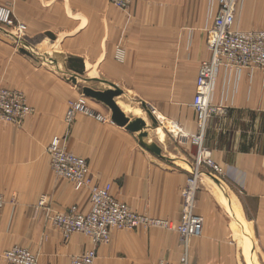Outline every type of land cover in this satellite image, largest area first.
I'll use <instances>...</instances> for the list:
<instances>
[{
    "label": "crops",
    "instance_id": "obj_1",
    "mask_svg": "<svg viewBox=\"0 0 264 264\" xmlns=\"http://www.w3.org/2000/svg\"><path fill=\"white\" fill-rule=\"evenodd\" d=\"M7 4L27 25L32 49L47 48L45 54L52 55L56 65L51 68L0 42V50L9 52L2 58L6 66L0 70V85L24 92L35 108L21 126L0 123V193L7 202L0 215V264L4 251L21 242L20 236L38 254V264H71V256L95 247L82 234L65 240L43 212L33 208L43 193L57 212L75 204L89 207V189L76 191L71 182L57 178L46 152L54 135L66 133L68 101L81 94L80 86L61 77L63 59L55 50L73 51L69 56L84 61L82 87L120 89L118 106L127 117L146 121L149 141L162 149L163 158L156 157L137 134L111 120L77 115L68 131V147L89 161L92 185L111 184L114 197L141 215L179 222L188 174L167 154L174 147L182 158H193L187 154L189 144L195 147L188 136L196 135L198 127L191 104L199 66L210 58L206 29L213 25L217 0H136L128 12L110 8L109 0H0V5ZM238 27L264 30V0L241 1ZM119 44L127 51L124 63L114 58ZM143 104L158 121L157 128L151 126ZM212 104L222 106L226 114L209 121L205 146L226 167L230 181L247 183L240 195L243 202L238 191L229 189L228 198L222 190H201L197 212L204 228L200 237L189 240L188 251L176 231L113 229L110 243L96 247L95 264H180L185 256L188 264H241L235 248L240 227L246 228L247 241L251 237L246 222L252 219L250 223L264 228V151H256L257 136L264 131L263 73L245 70L237 80L235 73L222 72ZM89 105L111 116L105 105L94 100Z\"/></svg>",
    "mask_w": 264,
    "mask_h": 264
},
{
    "label": "built area",
    "instance_id": "obj_2",
    "mask_svg": "<svg viewBox=\"0 0 264 264\" xmlns=\"http://www.w3.org/2000/svg\"><path fill=\"white\" fill-rule=\"evenodd\" d=\"M241 1L217 0L218 11L214 17L213 25L206 29L210 58L201 62L199 66L195 95L191 104L195 112L198 133L188 137H191L193 143L199 147V155H197L195 162L196 168H207L219 177L226 176L225 169L213 159L211 151L205 146V134L209 121L216 114H226V110L222 106L212 104L218 77L222 72L227 75L235 73L237 80H239L243 71L257 68L263 73L264 80V30L244 31L238 27ZM110 3L122 10H128L133 5L134 0H110ZM9 16H11V10L8 7L0 6V22L13 25V20H9ZM16 30L20 33L19 37L21 38L26 28L19 24ZM115 58L118 62H123L125 59L124 50L117 48ZM86 100L85 97H82L79 101L81 111L99 121L104 120L102 116L87 107ZM3 104L8 105L7 93L0 91V118L4 117L13 122L18 121L16 120V112L9 105L6 109H1ZM20 111L24 114L25 108L20 107ZM50 152L54 172L58 176L61 175L73 181L77 189L84 186L82 179L88 172L87 161L68 153L57 138L53 140ZM183 196L184 205L179 223L142 216L128 204L115 199L111 193V186L95 187L92 190L91 211L88 214H82L79 209L71 208L68 213L53 214L51 221L65 238H69L78 232L88 235L95 247L74 258L73 264H95L97 259L96 245L109 244L112 230L116 228L138 229L160 226L178 232L186 244L191 238L201 236L203 220L195 214L194 210L196 202L195 181H189ZM40 202L41 206L39 207L44 208L45 198H42ZM2 208L3 199L0 196V210ZM5 258L8 264H37L36 256L30 250L20 246H15L6 251ZM157 264L170 263L160 260ZM180 264H188L186 257L182 259Z\"/></svg>",
    "mask_w": 264,
    "mask_h": 264
},
{
    "label": "rangeland",
    "instance_id": "obj_3",
    "mask_svg": "<svg viewBox=\"0 0 264 264\" xmlns=\"http://www.w3.org/2000/svg\"><path fill=\"white\" fill-rule=\"evenodd\" d=\"M135 1L136 0H134V3H135ZM134 3H133V5H134ZM111 5L112 4L109 2L110 8H111ZM0 6L8 7L11 10V16H9V20H11V19L13 20V25L3 24V23L0 22V42H6V44H10L12 46L13 50H15L17 53H19L21 55H28V56H31L32 58L36 57L37 59H40L41 62L44 61V63H46L47 66H50L51 68H54L55 66L50 62V58L47 56V54H45L46 51H47V48H45L43 50H38V51H34L32 49L31 38H29V36H28V27H27V25H25V24H23V23H21V22H19L17 20V18L15 17L14 11H13V5L12 4H7V5H0ZM132 6L128 10H122V9L117 8L115 6H113V8L118 10V11L128 12L129 10H131ZM19 24L23 25L26 28L24 33H27V34L23 33L21 38L19 37L20 33L17 32V30H16L17 27L19 26ZM117 48L123 49L124 52H125V57L127 56V51H126L125 47L123 45L119 44V45H117L115 47L114 58L116 57ZM67 51L66 50H64V51L55 50V53H56L55 56L57 58L59 57L60 59H63V62L61 63V67H59L60 68L59 72H60L61 77L66 79L71 85H73V83L71 82V78L76 77L77 84L75 86L76 87L80 86L81 94L76 99H74V100L71 99V100L68 101L67 110H66V113H65L64 118H63V124L65 125L66 133L64 135H54L51 138L49 144L47 145L46 152H47V155H48L49 161H50V169H51L52 173L57 178L63 179V180H67V181L71 182L73 184V186H74V189L76 191H81V190L86 189V188L89 189V207H88V209H84V208H81L80 206L75 204V205H72L67 210H65L64 212H57L51 207L50 196L48 194H46V193L41 194L40 197L38 198L36 204L33 207L34 208V212H39V211L43 212L44 219L46 220V222H48L50 225H52L58 231H59V229L57 227H55L53 225L52 221H51V220H53V218H52L53 214L68 213V211L71 208L79 209L82 214H88L91 211L90 198H91L92 190L95 187L104 188L106 186H111V184H106V185L94 184V185H92L91 168H90L89 161L86 158L82 157V156L76 155L75 153L70 151L69 147H68V136H69L68 131H69L71 125L73 124L76 116L79 115V114H83V115H85V116H87L89 118H92V117L86 115L84 112H82L81 108L79 107L80 106V102L79 101H80V99L82 97H85L87 99L86 102H87V107L89 109H91L95 113H97L100 116H102V118H104V120H101V121L98 120L99 122H108V121L111 120V118H110L111 116L110 117L109 116H105V115L101 114L100 112L94 110L89 105V102L91 101V100H89L90 98H87L86 96L83 95V88H85L86 86L82 87L83 84H84L82 82V78H83V76L85 75L86 72L84 73V75L81 76V75H76L74 73V71L70 69L69 59L70 58L77 59V58H74V56H69V54L72 53L73 51H68V52ZM8 53H9L8 51L6 52V51H3V50H0V70H3L5 68V66H6L4 64V62L2 61V58L7 56ZM115 60H116V58H115ZM124 62H125V59H124L123 62H118V63H124ZM114 87H116V86H114ZM0 91H4V92L7 93V103L11 107V109L14 112H16V120H18L16 122H13L11 120L8 121L4 117H1L0 118V123H6V124H10V125H15V126H21V125L24 124V122L27 120V118H29L30 116L34 115L35 108L32 105L29 104L24 92H22V91H20L18 89H11V88L5 87L3 85H0ZM17 101H18V104H16ZM8 105H5V104L1 105V109L2 110L6 109L8 107ZM20 107L21 108H25L24 114L20 111ZM71 111H73V113H70ZM108 111L111 114V111L109 109H108ZM263 135H264V131L261 132V135L257 136V139L260 142V144L258 146V150H256V151H258L259 153H262L264 151V136ZM56 138L61 141L62 146L65 148V150L68 153H71V154H73V155H75L77 157L83 158V159H85L87 161L88 172L85 174V177L82 179V182H84L83 183L84 186H82L79 189H77L76 184L73 181L67 179L64 176H61V175L58 176L53 170L52 154L50 152V147H51V144H52L53 140L56 139ZM173 139H174V137H173ZM189 142H191V140ZM189 142H188V140H186V144L189 143ZM192 144H194V143H192ZM196 146L197 145H195V147H193V145L191 146V144H189L188 147H187V154H189V155L191 154L193 156V158L189 157L190 160H186L185 158H182V154H180L176 149H174V147H171V149L169 150V153L167 154V156L169 158H171L173 162L177 163L179 167L184 168L186 170L187 174H188L186 185H185V187L183 189V192H182V209H183V205H184L183 193L187 189V187L189 185V181L190 180L195 181L196 202H195V209L194 210H195V214L197 216H199L200 218H202V220H203V228H204V219L197 212L199 192L201 190L210 191L211 189H213L215 193H219V190H222V191H224L227 194L226 196H228V198H229V193H231L229 191V189H231L232 192L238 191V193H239L238 197L240 198L242 196L241 194L247 188L246 187L247 183L243 181V182H240V184L235 185L232 181H230L227 178L226 167H224L223 165H221V166L225 169V172H226V176H223V177H219L216 174H213L207 168L197 169L195 162H196L197 155H199V149H198L199 147L197 146L198 147L197 148ZM183 153H186V152L183 151ZM111 193H112V186H111ZM0 196H2V199H3V208L0 210V215H1L3 213V211H4V208H5L6 204H7V202H6V197H5L4 193H0ZM42 198H45V200H46L44 208L39 207V206H41L40 200ZM240 201L243 202V197L240 198ZM254 202H255V200H254ZM258 202H259V199H258V201L255 204H258ZM228 214L230 215V212ZM142 216L148 217V216H146L144 214ZM148 218H150V217H148ZM181 218H182V211H181L180 221H181ZM263 218H264V213H262V219ZM153 219L167 220L168 222H173V221L168 220V219H161V218H153ZM247 220H250V219H247ZM251 221H252V219L249 222H246L248 227H249V229H248V227H247V229L249 231L248 233L250 234L251 241H247V240H250V239H248V238L245 239L244 238V236H245L244 233L246 232V228H243V226L241 225L242 227H240V230H239V228L236 227V229H237V231L235 232L236 239L238 238L237 235H238V233L240 231V236L237 239V244H236V247H235L236 250H237L236 252L238 253V256H239V262L241 264H249L248 263V261H249L248 258L250 256L254 255L256 264H264V228L263 227L262 228L259 227V225L256 222L255 223H250ZM179 222H177V223H179ZM234 226L235 225H233V227ZM142 228H146V227H142ZM149 228H153V227H149ZM154 228H160V229L168 230L167 228L160 227V226H156ZM116 229L117 230H135V229H128V228H123V229L116 228ZM10 232L12 233V230H10ZM241 233H243V234H241ZM75 234H82V235L88 237L91 240V242H92V239L88 235H86L84 233L78 232V233H75ZM63 238L65 240L69 239V238H65V236H63ZM193 238H197V237H193ZM243 238L246 240V243H245V240ZM18 240L21 241V242H18L16 244H14L12 247H10L9 249L5 250L4 253L2 254V259L4 261V264H8L7 260L5 258L6 251L10 250L11 248H13L15 246H20V247H23V248H26V249L30 250L36 256L37 264H38V254L36 252H34L29 246H27L28 242L24 239V237L20 236V237H18ZM189 242H188V244H189ZM92 244H93V242H92ZM188 244L185 243L187 251H188ZM100 245H103V244H100ZM96 246L98 247L99 245H96ZM85 252H83V253H85ZM83 253L71 256L70 263L73 264V259L76 258V257L81 256ZM185 257L187 259V256H185ZM187 263H188V259H187Z\"/></svg>",
    "mask_w": 264,
    "mask_h": 264
},
{
    "label": "water",
    "instance_id": "obj_4",
    "mask_svg": "<svg viewBox=\"0 0 264 264\" xmlns=\"http://www.w3.org/2000/svg\"><path fill=\"white\" fill-rule=\"evenodd\" d=\"M50 58V62L56 65L55 59L52 55H47ZM70 69L74 71L76 75H84L87 70L83 60L80 59H69ZM73 84H77L76 77L72 78ZM122 91L118 88L108 89V90H96L94 88L85 87L83 88V95L90 98L98 103L105 105L111 111V121L120 126L126 128L131 133L138 135V140L143 147H145L149 152L159 158H163L162 149L155 143L149 141V133L147 131V123L142 119H132L127 117L125 113L118 106L116 99L122 95ZM148 114L149 120L153 128H157L158 121L153 116L151 110H149L146 104L142 106Z\"/></svg>",
    "mask_w": 264,
    "mask_h": 264
},
{
    "label": "bare ground",
    "instance_id": "obj_5",
    "mask_svg": "<svg viewBox=\"0 0 264 264\" xmlns=\"http://www.w3.org/2000/svg\"><path fill=\"white\" fill-rule=\"evenodd\" d=\"M109 2H110V0H109ZM1 7H3V6H1ZM24 34H25V33H24ZM22 35H23V34H22ZM72 80H73V79L71 78V82H72ZM72 83H73V82H72ZM90 100H92V99H90ZM146 113H147V112H146ZM147 115H148V114H147ZM97 120H98V119H97ZM151 126H152V125H151ZM147 129H148V128H147ZM158 135L160 136L161 139H164V137H165V134H163V133H161V132H160V133L158 132ZM248 263H249V264H255V263H256L255 258L250 259Z\"/></svg>",
    "mask_w": 264,
    "mask_h": 264
}]
</instances>
